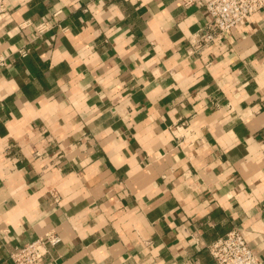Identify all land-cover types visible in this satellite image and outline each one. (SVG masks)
<instances>
[{"label": "crops", "instance_id": "1", "mask_svg": "<svg viewBox=\"0 0 264 264\" xmlns=\"http://www.w3.org/2000/svg\"><path fill=\"white\" fill-rule=\"evenodd\" d=\"M7 4L0 264L46 233L61 241L39 264H215L233 229L264 263V10L190 54L198 5ZM53 13L64 30L17 27Z\"/></svg>", "mask_w": 264, "mask_h": 264}, {"label": "built area", "instance_id": "2", "mask_svg": "<svg viewBox=\"0 0 264 264\" xmlns=\"http://www.w3.org/2000/svg\"><path fill=\"white\" fill-rule=\"evenodd\" d=\"M9 0H0V28L10 15ZM187 8L194 5L203 7L208 14V23L191 33L187 39L190 54L211 49L216 41L231 35L234 29L243 26L250 17L264 10V0H179ZM21 31H28L29 43L55 30H64L58 13L41 17L38 21L24 20L17 25ZM28 49L17 51L26 56ZM8 55L0 52V72L8 65ZM61 239L54 233H46L31 242L14 246L8 252L13 264H39L47 255L48 248L59 244ZM215 264H264L250 250L239 230L233 229L223 237L206 246Z\"/></svg>", "mask_w": 264, "mask_h": 264}]
</instances>
